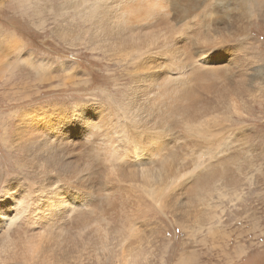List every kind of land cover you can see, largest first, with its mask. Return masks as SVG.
Returning <instances> with one entry per match:
<instances>
[{
	"label": "bare ground",
	"instance_id": "1",
	"mask_svg": "<svg viewBox=\"0 0 264 264\" xmlns=\"http://www.w3.org/2000/svg\"><path fill=\"white\" fill-rule=\"evenodd\" d=\"M16 2L1 6L71 54L27 52L38 88L15 89L0 52V143L16 167H0V264H173L176 233L155 214L184 244L203 236L178 264L213 247L229 259L223 218L248 195L243 155L259 164L249 187L264 185V126L248 122L264 119V0ZM45 85L76 96L36 103Z\"/></svg>",
	"mask_w": 264,
	"mask_h": 264
},
{
	"label": "rangeland",
	"instance_id": "2",
	"mask_svg": "<svg viewBox=\"0 0 264 264\" xmlns=\"http://www.w3.org/2000/svg\"><path fill=\"white\" fill-rule=\"evenodd\" d=\"M5 1L7 0L4 1L0 0V52L1 54L4 53L3 55L6 56L5 59L7 61L1 63L2 67L4 69H8L11 72V76H10L11 79L9 80V84L11 83L10 86L15 87V89H19L18 87L24 85L27 88L30 85H34V88H38V82H37L38 80L35 74H33L34 72L32 71L31 67L28 64V61L30 59L29 56L27 55L30 53V51L33 52L35 51L34 49H36L37 52L36 51L35 52L37 53L39 58L42 57L48 58V56H52L54 59L58 58L57 59L58 61L61 60L62 58L66 59V56L70 55L71 52H69V50L61 42L54 39V37L50 35V32L45 33L44 31L42 32L41 30H38L34 23L28 21L29 18L31 19V17L27 16L28 13L27 14L26 12L23 13L22 10L19 9V7L16 8L17 12H15L13 11L12 8L3 9V7L1 6L2 2L5 4H9V6H11L17 0H9L7 2ZM16 4L18 5L17 2ZM18 6H20L21 8H25L24 4H19ZM25 11L27 10L25 9ZM2 12H4V14ZM18 13L25 14L27 17V19L24 20L21 28L19 25L22 24V21L20 20L21 17L18 15ZM256 29L259 31L261 30L263 32V34L259 36V38H263L264 29H258V27H256ZM47 34H49L50 36L49 35L47 36ZM22 35L25 38H27V40L24 39L23 40L25 42L28 41V43L26 44L24 43L25 45L19 44L15 49L14 48L10 49V46L13 43L19 41V38H21ZM84 57H83V62L86 65L89 62L91 63V61L93 62L94 60L91 59L92 58L91 55H86ZM91 66L94 71L93 74H95L97 77L101 76L102 74H105L106 72L105 67L102 64H93V65L91 64ZM47 87L48 86L46 85L39 86L38 93L39 91L40 93L34 98V100H36V103H42L43 105L48 104L47 102L50 101L51 102L56 101L58 103H62L63 102L62 98L70 97V96L74 98L76 96L75 90L72 88L50 90ZM30 92H32V89L30 90ZM74 101L76 102L78 100L75 99ZM3 102L4 101H2V97L0 94V104L2 105L5 104V102L4 103ZM248 122L254 123L255 127L264 126V119L261 118L259 119L257 118V120L252 118L251 120H248ZM260 139L261 140H259L260 141L259 144L261 143L260 146H262V143L264 142V136L260 137ZM0 147H1L0 167H2L1 170L3 171L4 169L3 167H6L5 170H8V172H12V170L16 169V167H13L15 161L10 159L11 158L10 153L7 150H5V148L1 143H0ZM253 154L242 156L243 157L242 161L246 159L245 172L247 173L246 177L248 178L244 182L245 183L244 188L248 195L245 196L244 201H236V203L233 204V201L230 199V201H227L226 204L227 208L223 219L225 220L226 230H227V234L225 236H227L226 245L228 247L229 259L223 256V254L221 253L222 250L221 247H213L209 253H208V249H206V253L204 255H201L204 257V264H264V200L261 199L259 200L258 197H256V196H260L261 191L264 192V185L263 186L258 185L259 187H249L251 181L249 176L251 171L252 170L255 171L254 170L255 168H259L257 158L254 157ZM260 175L261 177L264 176V154L261 163ZM261 182L263 181L259 180V183ZM256 193H258L259 195H257ZM216 197L214 198V200H216ZM249 214L251 215L254 214V215L251 216ZM151 220L154 221L155 223L159 222V226L161 227L163 234H166L168 238H172L173 234L176 233L177 241H174V244L176 246V249H178V251L175 252L173 255L174 256L173 264H178L177 260L181 253L187 254V252H191L192 250H194V247H195L194 251L198 253V249L201 247H197V246L198 244H203V241H201L203 236L198 235L197 236L198 242H194L191 243L190 245H187L183 243L185 238V231L183 230L182 227L173 223L170 219H167L166 217H158L156 214L155 216H153ZM217 221L218 219H215V223ZM250 227L253 228L247 231V229ZM218 239L219 236H216L213 240L217 241ZM207 242L211 243V240L210 241L207 240ZM236 248L238 250L237 253L235 251ZM240 248L241 250H239ZM169 249H173V248H169ZM168 254L169 251L166 255Z\"/></svg>",
	"mask_w": 264,
	"mask_h": 264
}]
</instances>
